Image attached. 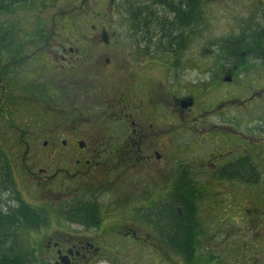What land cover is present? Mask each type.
I'll return each mask as SVG.
<instances>
[{
	"label": "flooded vegetation",
	"instance_id": "obj_1",
	"mask_svg": "<svg viewBox=\"0 0 264 264\" xmlns=\"http://www.w3.org/2000/svg\"><path fill=\"white\" fill-rule=\"evenodd\" d=\"M61 1L43 17L46 33L10 37L0 63V128L17 139L0 146L11 218L0 233L33 237L27 264H247L243 214L227 223L212 199L207 216L189 202L214 184L255 190L264 179L254 164L264 152V0L252 4L262 19L250 34L199 54L204 67L215 60L202 88L196 32L211 24V0H69L70 11ZM208 93L223 97L201 103ZM260 200L249 230L262 228L263 243L251 239V258L264 247ZM225 247L232 253L216 258Z\"/></svg>",
	"mask_w": 264,
	"mask_h": 264
},
{
	"label": "rangeland",
	"instance_id": "obj_2",
	"mask_svg": "<svg viewBox=\"0 0 264 264\" xmlns=\"http://www.w3.org/2000/svg\"><path fill=\"white\" fill-rule=\"evenodd\" d=\"M55 0H34V3H31L30 6L24 7L22 10H18L14 13L10 14H4L0 15V32L1 37L8 39L12 36L20 35L25 33L27 28L32 31V33H46L47 31V21L44 20V16L51 7V5L55 4ZM69 0H62L61 2L65 4L66 11H70V7L68 5ZM226 3H222L223 7L216 8V2L215 0H211V14L210 17L212 19L211 24L204 27L200 32L197 30V37L198 36H204L202 39L197 38L196 42V48L195 52L197 55L196 58V65L200 68V71H196L194 74V81H196V87H203L208 86V82L211 78V75L207 68H213L215 66V60L213 58H207L208 63L211 60V65L208 67H204L201 63V59L199 58V54L202 55V50L207 48V44L210 43L211 45L218 44L220 42H223L225 40H232L234 41L239 35L241 34H250V30L252 25L258 20L261 22L262 19V13L258 9L256 5H252L256 0H243V7L240 4V1L238 0H224ZM54 2V3H53ZM237 3L236 6L232 7L233 4ZM56 6V5H55ZM54 6V7H55ZM53 8V7H52ZM68 9V10H67ZM62 10L60 8H57L56 12L62 13ZM64 11V9H63ZM88 13V12H87ZM37 14V16H35ZM91 15L83 16L81 18H90ZM62 17V14L59 15V18ZM43 18V19H42ZM105 19V18H104ZM53 21H48V26L50 27V30L48 29V33H55L53 32L52 28L54 27ZM44 30V31H43ZM52 30V31H51ZM122 31V30H121ZM211 40V41H210ZM211 49V48H210ZM11 50V49H10ZM13 49L9 52L12 53ZM2 60H4L2 58ZM1 60V61H2ZM5 63V60H4ZM209 75V76H208ZM190 76L192 74H189V81H192L190 79ZM228 88V89H227ZM226 90H229L230 87L227 86ZM225 90V91H226ZM206 93V92H202ZM186 92L181 93V96H184ZM223 97V94H214V93H208L203 95L202 97H198L199 101L201 103L209 104L211 101H218ZM262 114L264 115V109L262 110ZM247 119L250 118V115L247 114ZM246 122L251 123L250 120H246ZM246 124V123H245ZM4 126L0 128V146H13L16 143L17 139L13 137L8 131L11 130L9 125L3 124ZM262 125V124H261ZM5 132V134H4ZM4 134V135H2ZM182 145H186L185 143ZM198 153H202L201 150L198 149ZM257 158L254 160V164L256 166L259 165L258 171L264 178V159L262 161L260 160L264 155V152H261V150L258 148L257 150ZM205 156V155H204ZM249 165L252 164V162L248 163ZM200 173V172H199ZM201 177V173L199 175ZM260 186H258L255 190L252 186L244 185L242 188L239 186H233V184H221V185H212L209 186V193L205 194L204 192H201L196 196V199H192L191 202L187 201L185 199V202H189L190 204V210H198L201 215L207 216L209 212L215 211V213L218 212V215L223 216L226 219L227 223H230L227 219H231L236 223H240V219L238 217V214H243L242 218V233L240 234L242 236V240L244 243V257L246 258V263H259L264 264V247H260L258 250L253 251V258L250 257V250H248V247H251L252 241L251 239L253 237L256 238V240L261 241L262 239V228L258 230V227L255 226V234L252 236L253 232L249 230V226H253L250 224V222L254 223L257 220V212L260 208L259 201L260 198L264 199V179L259 183ZM192 188L186 187L184 190L186 191H192ZM200 189L203 191V187H200ZM215 198H218V202L221 205V208L216 209L215 205L217 203V200ZM212 199V200H211ZM215 199V200H214ZM212 202V208L209 209V201ZM261 201V200H260ZM263 202V201H262ZM207 207V208H206ZM226 212V213H225ZM212 214V212H210ZM225 213V214H224ZM257 214L255 217H251L253 215ZM264 220V219H263ZM264 223L261 222V226ZM235 228V226H228L227 230H233L232 228ZM229 231V230H228ZM251 237V238H250ZM33 237L28 234L21 233L18 236L17 243H18V249L23 250L26 253H32L30 249L31 243ZM261 243H263L261 241ZM221 248L219 250H216L215 256L216 258H225V256H229L232 252L231 248L225 247ZM220 255V257H219ZM31 256V255H30ZM212 256V255H211ZM30 258V257H29ZM230 258V257H229ZM253 260V261H252ZM45 263V262H44ZM27 264V262H26ZM46 264V263H45ZM104 264V263H102ZM107 264V263H105Z\"/></svg>",
	"mask_w": 264,
	"mask_h": 264
},
{
	"label": "trees",
	"instance_id": "obj_3",
	"mask_svg": "<svg viewBox=\"0 0 264 264\" xmlns=\"http://www.w3.org/2000/svg\"><path fill=\"white\" fill-rule=\"evenodd\" d=\"M31 3H34V0H0V15L10 14L18 10H22L24 7L30 6ZM184 12L185 10L180 12V17H182ZM1 33L2 32H0V35ZM10 45V39L8 40L0 36V63L4 54H7L12 50ZM3 46L4 50L2 49ZM232 52L234 51L232 50ZM6 181L9 182V178L6 175V169L0 166V193H3L4 190L9 187V184ZM3 210L4 208L0 204V229L3 227V229L6 230L7 227L11 226V218L8 217ZM17 213L21 222H28L29 210L26 207L23 206L17 211ZM18 236L19 234H12L8 232L0 233V264H26L28 261L30 257L29 253L18 249Z\"/></svg>",
	"mask_w": 264,
	"mask_h": 264
}]
</instances>
